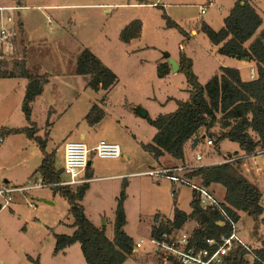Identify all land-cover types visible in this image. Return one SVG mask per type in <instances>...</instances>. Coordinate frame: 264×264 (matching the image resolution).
I'll list each match as a JSON object with an SVG mask.
<instances>
[{
	"label": "rangeland",
	"instance_id": "374dc122",
	"mask_svg": "<svg viewBox=\"0 0 264 264\" xmlns=\"http://www.w3.org/2000/svg\"><path fill=\"white\" fill-rule=\"evenodd\" d=\"M248 1L254 5L262 19V25L251 38L252 41L264 27V0ZM152 3L155 6L148 5ZM230 3V0H146L142 4L136 0H27L24 5L28 9L21 12L24 16L22 19L27 20V26L23 31L19 25L18 29L12 30L15 35L10 39V50L0 49V73L9 74L13 64L20 60L26 62L28 55L31 56L34 68L40 67L54 74V79L58 73H66V76L59 75L62 76L59 79L70 80L76 87L75 93L64 91L59 82L54 80L48 87L49 96L54 97V100L41 97L34 107L32 121L37 127V136L47 137L46 151H53L54 159V149H61L66 141H82L92 146L101 140L112 142L110 137L115 136L120 146L132 148L127 149L130 163L118 161V165L123 164L120 166L122 169L132 167L134 170L147 171L172 168L178 162L172 160L170 155L166 154L170 159H163L162 156L155 159L142 148L140 142L147 144L156 133L148 119L154 120L160 115L174 112L177 102H185L189 96L184 76L170 71L165 77L159 78L158 64L167 63L166 54L174 60L185 55L193 61V71L202 86L223 66L241 70L242 76L248 79L249 63L218 54L219 46L212 45L200 31L202 24L209 25L215 31L220 30ZM49 5L73 7L50 10L46 8ZM202 8H205L204 14L200 13ZM105 10L108 12L104 13ZM163 14L177 23L189 38L186 39L174 28H167L162 19ZM134 20L141 21L140 37L126 48L119 34L125 25ZM9 27L12 26L4 28L9 31ZM192 31L197 33L196 36H190ZM84 49L91 51L117 77V82L107 93L105 103L101 100L106 91L88 88V76L74 74L73 79L69 77L72 71L75 72L77 58ZM16 81L0 79L2 130L28 126L18 104L17 92H11L12 95L5 98L3 96L4 85L1 84L13 85ZM62 91L64 95L59 101L58 96ZM74 97L75 101L70 104ZM50 101L54 104L56 114L47 112ZM93 104L100 107L106 104V112L111 116L117 114L121 122H114L105 113L99 122L90 125L85 117ZM137 108L145 111L148 118L139 116ZM79 133L85 134L86 138L81 140ZM203 145L200 143L194 150L188 149L186 145V155L191 156L194 162V156L199 152L205 155L202 162H207L221 160L222 156L225 160L228 156L239 157L242 154L238 145L229 141H223L217 146L212 144L207 147L205 142ZM56 156L60 158L61 153H56ZM90 158L95 177H100L102 168L113 162L94 156ZM41 160L39 147L24 134L4 135L3 140L0 139V184L10 181L15 186H26L35 179L20 182L26 176L25 167L37 169ZM258 160L252 157L242 159L238 164L243 176V167H260L255 169V177L251 176L250 179L262 194V216L251 219L240 213L238 225L239 236L253 251L264 246V168ZM15 180L20 183L17 184ZM88 185L80 204L89 221L105 229L109 240L113 238L117 199L124 192V232L132 238L134 244L140 243V248H135L124 264H170L161 254L155 253L150 229L155 215L169 217L175 208L186 212L190 210L191 190L187 186L173 184L164 177L145 175L129 178L124 183L99 179L88 181ZM173 190L177 192L176 195ZM52 192L51 188L44 187L14 193L12 201L0 210V264H32L30 260H38L39 264H87L78 243L65 248L66 257L54 250V236H69L73 229L70 228L72 218L68 214L67 201L58 196L51 203ZM214 195L220 200L222 190L215 189ZM2 202L0 198V204ZM196 227L194 224H186L184 231L191 232Z\"/></svg>",
	"mask_w": 264,
	"mask_h": 264
},
{
	"label": "trees",
	"instance_id": "16d2710c",
	"mask_svg": "<svg viewBox=\"0 0 264 264\" xmlns=\"http://www.w3.org/2000/svg\"><path fill=\"white\" fill-rule=\"evenodd\" d=\"M136 1L142 4L146 0ZM162 19L167 28H174L183 37L189 38V35L165 14L162 15ZM261 25L262 19L249 1L238 0L224 18L220 30L215 31L207 24L200 26V31L208 41L219 46L218 54L252 62L256 77L246 81L242 79L237 68L221 67L218 73L202 86L193 72L192 60L180 55L178 73L184 76L189 88L188 100L177 102V109L172 113L160 115L154 120L148 119L156 133L149 143L141 144L145 151L155 159L168 154L184 165L189 164L185 160V146L189 142L193 145V140L201 139V135L204 136V141L211 140L214 146L223 141L235 143L245 155L255 152L257 148H264V27L250 41ZM141 29V21H131L121 30L120 41L129 43L130 40L140 37ZM157 68L159 78L170 72L168 63H160ZM75 74L88 76L87 87L91 90L106 91L102 103L117 82L116 75L87 49L82 50L77 58ZM1 78L27 79L21 112L28 126L20 129H0V139L2 140L4 135L24 134L42 152V160L35 173H38L46 184L59 183L61 169L55 168L53 153L46 152L47 137L37 136V127L31 121L32 103L41 95L48 77L32 75L26 67V62L20 60L13 64L9 74L0 73ZM104 114L98 104H93L85 119L90 125H94ZM239 163L240 160L234 163L203 166L186 176L189 179L198 178L199 183L207 188L212 184L221 185L225 189L222 206L232 219H238L240 213L257 218L262 213L261 193L256 185L241 174ZM83 177L86 180L92 178L89 167L86 168ZM50 188L67 201L68 214L72 218L70 227L73 229L69 236H54L55 252L78 243L87 264H123L128 256L133 254L134 241L124 232L126 218L123 191L117 199L113 239L109 240L105 235V229L94 226L80 204L89 188L88 182L75 187ZM189 207L191 211L188 214L175 208L172 218L155 215L150 229L151 239L160 240L163 233L171 235L175 231H184V226L191 222L197 227L190 232V243L200 244L204 238L219 241L222 236L230 234L227 223L218 224L222 221L220 215L200 209L195 192H192ZM30 261L32 264H39L38 260ZM225 264H264V246L253 251L251 255L244 247L237 245L229 253Z\"/></svg>",
	"mask_w": 264,
	"mask_h": 264
},
{
	"label": "built area",
	"instance_id": "2783aa9c",
	"mask_svg": "<svg viewBox=\"0 0 264 264\" xmlns=\"http://www.w3.org/2000/svg\"><path fill=\"white\" fill-rule=\"evenodd\" d=\"M201 14L205 13V8L200 10ZM14 34L4 27L0 26V45L8 47L10 39ZM249 78L253 80L254 71H249ZM207 147L212 145L211 140H206ZM62 168L61 174L64 177L56 184H46L42 178L30 181L26 186H12L6 183L0 184V198L3 200L0 204V209L6 207L13 199L14 193H23L30 190L40 188H50L51 186H70L75 187L89 180L83 177V174L88 167L90 156L99 159L114 160L121 157V149L118 144L99 141L94 147L89 148L82 141H66L62 146ZM251 155V156H250ZM257 158L260 166L264 168V148L259 149L249 155L243 154L239 157H226L219 164L234 163L235 161ZM196 162L191 165H180L172 168H161L157 170H149L145 173L146 176L164 177L173 184L187 186L191 192L196 193L199 207L203 211L217 213L222 218L218 224L227 223L230 228V234L226 237L222 236L219 241L215 239L204 238L200 244L196 242L190 243V232L175 231L173 234L163 233L160 240H151L154 245V250L157 255L161 254L165 261L170 264H225L229 253L234 250L237 245L244 247L249 253H253L244 241L239 236V218L234 220L226 212L222 206V201H219L214 193L207 187L202 186L198 178L189 179L187 174L191 171L203 167L201 164L202 155L197 153L194 156ZM207 166V165H206ZM135 248H140V243L135 244Z\"/></svg>",
	"mask_w": 264,
	"mask_h": 264
},
{
	"label": "crops",
	"instance_id": "0c3cea01",
	"mask_svg": "<svg viewBox=\"0 0 264 264\" xmlns=\"http://www.w3.org/2000/svg\"><path fill=\"white\" fill-rule=\"evenodd\" d=\"M25 1H27V0H0V25H3L4 27L5 26H12V27H9L10 28V32H12V30L15 28H17L18 29V25H19V27L22 29V31H23V28L25 27V25L27 26V20H24V19H22V18H24V16H23V14H21V12H23V11H25V10H27L28 9V6H25L24 5V2ZM236 1H238V0H230V5H229V8H228V13H229V11L232 9V7H233V5H234V3L236 2ZM248 1V0H247ZM249 3H250V1H249ZM253 7H254V5L252 4V3H250ZM131 6H134V5H136V4H130ZM148 5H151V6H155V3H152V4H148ZM67 8V7H73L72 5L70 6V5H49V6H47L46 8H48V9H50V10H53V9H55V8ZM37 8H39V7H37ZM255 8V7H254ZM256 10V9H255ZM104 13H107L108 12V10H105V11H103ZM228 15V14H227ZM225 18V17H224ZM224 18H223V20H224ZM53 21H54V19H53ZM55 22L57 23V21L55 20ZM65 22V21H64ZM14 29V30H15ZM14 35H15V33H13ZM196 32H194V31H192L191 33H190V36L191 35H193V36H196ZM139 38V37H138ZM138 38H135V39H132V40H130V42L129 43H124V45H125V47L126 48H128V47H130L133 43H134V41L136 40V39H138ZM27 43H30L28 40L26 41ZM0 49H5V50H10L9 49V47H5V46H3V47H1V45H0ZM218 50V49H217ZM230 58H233V57H230ZM178 59L179 58H177V59H175L177 62H178ZM245 62V61H244ZM247 63H249L248 65H250V70L252 69L254 72H255V67H254V64L252 63V62H247ZM33 61H32V59H31V56H28L27 55V57H26V67L28 68V70L30 71V73L32 74V75H46V76H49V80H48V82L45 84V86H44V88H43V91H42V93H41V95H39L35 100H34V102L32 103V115H33V113H34V107H36V105L38 104L37 102H39V99L41 98V97H43L44 99H45V97H49V99L50 98H54V97H51V96H49V92H50V90L48 91V87L52 84V81H54V80H56V81H58L59 82V84L64 88V91H66V90H71V92H73V93H75V91H76V87L73 85V83H72V81H70V80H60L59 78H61L62 76H66L67 74L65 73V74H61V73H58L57 74V77H56V79H54L53 78V76H54V74H50L49 72H45L43 69H41L40 67L39 68H34L33 67ZM160 64V63H159ZM192 64H193V61H192ZM31 65H32V67H31ZM253 66V67H252ZM224 67V66H223ZM221 68V67H220ZM239 70V69H238ZM240 71V74H241V70H239ZM74 71H72L70 74H69V77L70 78H74V74H75V72L73 73ZM194 72V71H193ZM170 73V72H169ZM172 74H174V73H172ZM59 75H62V76H59ZM241 77H242V79L243 80H249V78L248 79H245L243 76H242V74H241ZM2 79V81L4 80V81H10V80H17L16 82L17 83H14L13 85H7V84H1V85H4V91H3V96H4V98L5 97H8V96H11L12 95V93L11 92H13V93H15V92H17V94H18V104H19V107H20V109H21V103H22V99H23V96H24V92H25V88H26V85H27V79H23V78H16V79H8V78H1ZM60 80V81H59ZM54 84V83H53ZM11 86V87H10ZM58 87H59V85H57ZM85 86V85H84ZM19 88L18 89V91H16L15 89L16 88ZM62 87H60V88H62ZM11 88V89H10ZM109 93V92H108ZM63 95H64V93H63V91L61 92V94L58 96V100L60 101L61 99H62V97H63ZM107 97H108V94L106 95V99H105V102H106V100H107ZM75 99H76V97H74L72 100H70V104H73V102L75 101ZM54 100V99H53ZM51 103L48 105V113L49 114H56V110H55V108H54V104L52 103V101H50ZM63 102H65V100H63ZM104 102V103H105ZM65 103H68V102H65ZM52 104V105H51ZM102 109H103V111H104V113H107L106 112V110H107V106H106V104H104L103 105V107H101ZM123 108H124V106H123ZM108 114V113H107ZM109 115V114H108ZM109 116H111V114L109 115ZM111 118L113 119V121L114 122H121L120 120V117L117 115V114H113L112 116H111ZM31 121H32V117H31ZM33 123H34V121H32ZM9 129H17V128H6L5 130H9ZM79 135H80V139L81 140H83V139H85L86 138V135L85 134H82V133H79ZM201 137H203L202 135H201ZM110 139L112 140V143H116V144H118L119 145V147H120V149H121V157L120 158H118V159H114L113 160V162H110L107 166H105V167H103L102 168V171H100V169H99V171L101 172V176L100 177H95V176H93L94 175V169H92V167H91V161H90V166H89V171L91 172V174H92V178L89 180V181H94V180H99V179H109V180H116V181H122V183H124L126 180H128L129 178H134V177H139V176H143V175H145V173L147 172V171H149V170H134V168H129L128 170H126V169H122L120 166H123V164H121V165H118L119 164V160H123V162H125V163H130V153L127 151V149H129V148H131L130 146H129V148L128 147H126V146H120V144H119V142L117 141L118 139H117V137H110ZM152 139V138H151ZM3 140V139H2ZM29 140V139H28ZM31 141V140H30ZM3 142V141H2ZM1 142V143H2ZM142 144H143V142L142 141H140ZM205 141H204V139H200V142L198 143V145L200 144V143H202V145H203V143H204ZM149 143V142H148ZM220 144H222V142L220 143ZM220 144H218V145H220ZM47 145V144H46ZM89 148H92V147H94V145H92V146H89L88 144H86ZM198 145L196 146V147H194L190 142L189 143H187V148L188 149H192V150H194V149H196L197 147H198ZM204 146V145H203ZM185 148H186V146H185ZM132 149V148H131ZM208 149V148H207ZM47 152V151H46ZM53 152V151H52ZM54 152H56V153H61V157L60 158H58L57 159V156H56V153H55V168L57 169V170H60L61 168H62V160H63V155H62V148L60 149V148H58V147H56L55 149H54ZM218 152L220 153V151L218 150ZM47 153H51V152H47ZM199 153V152H198ZM197 154V153H196ZM227 155H230L229 153H227ZM243 155V153L241 154V155H239V156H242ZM163 159L165 158V159H170L169 158V156H167L166 154H164L163 156ZM205 157V155L203 156L202 155V160H201V164L202 165H207V166H210V165H217V164H219L222 160H223V156H222V159L221 160H216V161H211V160H209V161H207V162H202L203 161V158ZM172 160H174V161H177L178 162V165L177 166H180L181 164H182V162L181 161H179V160H175V159H173L172 158ZM185 160H186V162H188L189 164L190 163H192V164H195V163H197V162H193V159H192V157L191 156H187L186 155V152H185ZM195 160V159H194ZM164 164H165V162H164ZM174 167H176V166H174ZM25 168H27V171H26V176H25V178H24V180L23 181H20V182H28L29 180H33V178L34 179H36V178H40L41 176L38 174V173H35V171H36V169H35V167H25ZM38 168V167H37ZM137 168H139V167H137ZM161 169V168H160ZM255 169H260V167H253L252 169L251 168H249V167H243V171L245 172L244 173V177L246 178V179H248L250 182H253V181H251V179H250V177L251 176H254L255 177ZM33 171V172H32ZM32 172V173H31ZM104 173H108V174H104ZM146 176V175H145ZM64 179V177L62 176V174L60 175V180H63ZM15 182L18 184V183H20V182H17V180H15ZM6 184H9V185H12V184H14V183H12L11 184V182L10 181H6ZM16 184V185H17ZM254 184H255V182H254ZM12 186H15V184L14 185H12ZM18 186V185H17ZM219 188V190L221 189L222 190V198L219 200V201H223V198H224V194H225V189L221 186V185H218V184H212L210 187H209V189L213 192V193H215V189H218ZM258 188V187H257ZM174 191V194L176 195L177 194V192L175 191V190H173ZM172 191V192H173ZM260 191V190H259ZM261 193V192H260ZM52 201L53 202H51V203H54V200H55V198L56 197H58V196H60L58 193H56V192H52ZM191 196H192V192H191ZM191 196H190V199H191ZM40 197H42V199H45V197L44 196H40ZM261 198H262V194H261ZM191 201V200H190ZM50 203V202H49ZM50 203V204H51ZM189 204H190V202H189ZM260 204H261V201H260ZM7 207V206H6ZM190 208V207H189ZM1 210V209H0ZM180 210V209H179ZM181 211H183V210H181ZM190 211L191 210H189V211H184L185 213H190ZM165 216V215H164ZM172 216H173V212L170 214V216L168 217V218H172ZM262 216V215H261ZM167 217V216H166ZM251 219H252V217H250ZM189 224H194V226H196V224L195 223H193V222H191V223H188V225ZM71 228V227H70ZM72 229V228H71ZM241 238V237H240ZM113 239V238H112ZM60 253V255H62L63 257H66V255H67V253H66V251H65V249L63 250V251H60L59 252ZM124 264V263H123Z\"/></svg>",
	"mask_w": 264,
	"mask_h": 264
},
{
	"label": "water",
	"instance_id": "95a60500",
	"mask_svg": "<svg viewBox=\"0 0 264 264\" xmlns=\"http://www.w3.org/2000/svg\"><path fill=\"white\" fill-rule=\"evenodd\" d=\"M166 59H167V63L168 65L170 66V71L171 73H178L179 71V64L176 60H174L173 58H171L168 54H166ZM245 62L247 60H244ZM136 113L141 116L142 118H146L147 117V113L145 111H143L142 109L140 108H137L136 109ZM202 139H204V136L201 137ZM200 142V139L199 138H195L193 140V146L196 147L198 145V143ZM88 166H90V161L88 162Z\"/></svg>",
	"mask_w": 264,
	"mask_h": 264
}]
</instances>
